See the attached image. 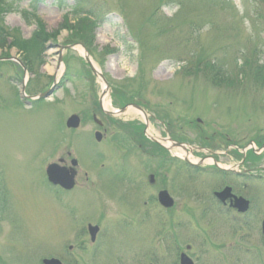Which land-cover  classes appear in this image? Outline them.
I'll use <instances>...</instances> for the list:
<instances>
[{
	"label": "rangeland",
	"instance_id": "rangeland-1",
	"mask_svg": "<svg viewBox=\"0 0 264 264\" xmlns=\"http://www.w3.org/2000/svg\"><path fill=\"white\" fill-rule=\"evenodd\" d=\"M0 6L10 32L0 48V182L7 181L10 197L4 210L0 198V264H41L54 254L75 264H179L187 245L195 264H264V179L191 175L173 158L160 167L156 146L139 133L132 140L134 133L121 124L143 125L145 119L133 112L117 124L105 121L96 105L102 83L80 53L65 50L59 63L61 45L73 36L89 37L93 61L111 89L127 85L139 94L143 103H137L158 109L167 121L157 120L150 133L184 136L195 158L216 151L220 163L232 167L243 157L226 150L231 141L243 148L264 135V0H65L64 7L57 0H0ZM74 11L88 13L97 24L78 31ZM67 14L72 25L64 21ZM39 18L47 36L42 46L21 51L10 44L19 37L14 30L30 39ZM62 74L64 82L49 99L30 105L21 99L24 75L26 92L36 94ZM93 112L105 121L100 143ZM73 113L82 119L77 130L66 127ZM121 130L119 137L131 148L125 156L111 136ZM196 146L201 150L194 151ZM151 148L156 156L150 158ZM61 158L68 165L73 158L79 162L74 192L46 181L47 165ZM120 161L129 174L119 173ZM138 162L151 164L157 187H168L175 198L173 209L149 203L152 216L143 217L148 199H129L120 183L133 181L130 167ZM203 165L209 168L212 161ZM244 169L264 175V153ZM226 185L251 201L248 213L216 202L213 193ZM88 223L103 231L98 245L86 234Z\"/></svg>",
	"mask_w": 264,
	"mask_h": 264
},
{
	"label": "flooded vegetation",
	"instance_id": "flooded-vegetation-1",
	"mask_svg": "<svg viewBox=\"0 0 264 264\" xmlns=\"http://www.w3.org/2000/svg\"><path fill=\"white\" fill-rule=\"evenodd\" d=\"M111 99H112V106H118L120 108L126 107V110L129 108L130 105H132V106H138V107L141 106L143 108L144 112H145V115L148 117V122L147 123H144L145 125H142V123H140L138 121L122 120L123 122L121 124H125V126H124L125 129H126L125 131L126 132H129L130 131V133H134V134H131L132 140H135L134 137H138L137 134L138 133L140 134V130L143 128V126H144V130H145L147 125H148L147 127L150 128L152 125H154L155 122H157V120L162 121L161 116H163V115H161V113L158 111V109H155L154 107H151V106L149 108L148 107L146 108L143 105H139L136 102L135 97L130 98V100L127 99V101H126V100H123L122 98H120L118 96H115V95H112L111 94ZM99 107H100V110L98 112H100L101 114H104L105 115L104 118H107V120H105V121H108V122L111 121L110 124H112V123L113 124L114 123H120V121L118 120V119H120V120L122 119V117L120 115L119 116L118 115H112V114H110V113H112L111 110L104 109L102 106H99ZM95 116L97 117V114L96 113H94V118H95ZM139 117H140L139 114H137L136 119L138 120ZM105 121L101 120L100 121L101 122L100 123V126H103L105 124ZM103 130L105 131V133L107 132L106 127L103 128ZM119 132L122 135V132H124V131L121 130ZM122 137H124V136H122ZM169 137L172 138L170 135H169ZM173 138L175 140L179 141V142H183V140L184 141L186 140V139H184L185 138L184 136L183 137H181V136L178 137V136L173 135ZM257 141L259 142L260 139L259 140L257 139ZM232 146L233 145H229L227 147L228 148V152H231V150H233L232 153L235 154V148L232 147ZM138 148L143 149L144 147H143V145H138ZM153 148H155V147H153ZM162 148L163 147L160 146L158 149L156 148V150L159 151L158 153H160L161 155L164 156L163 158H165V156L167 154H169V150L166 149V151L163 152V151H161ZM143 151L145 152L144 149H143ZM147 154L150 156V158L152 156L153 157L156 156L154 154V150L152 151V148H151V150H148ZM248 155L251 156V152H248L247 157H249ZM166 158H167V156H166ZM136 164H138V163H136ZM125 165H126V163H120L119 169L121 171L119 173L121 175H125V174H128L129 173V171L127 169H125ZM151 168L152 167H149V170ZM135 174L138 177H134L133 181H130L129 179L126 180V178L125 179H122V181L120 183V186H122L123 188L126 189L127 192H125V193L127 195H129V196H133V197L138 196V197H142L143 199H148V201L147 200H145V201L143 200L144 201L143 204H144V207L145 208H146V205H148L149 202H151L153 204L156 203V200H158V196H159V194H160L161 191H163V190H168L169 191L168 187H166V186L157 187V182L158 181H157V178L156 177H155V179H151L150 178V175H155L154 170H152L151 173L143 172V175L142 176H141L139 170L138 171H135ZM247 175L252 176L251 173L250 174L247 173ZM87 180H88V178H87ZM135 182H138V183H135ZM76 187H77V185H75V187L70 192H74L77 189ZM141 189L143 190L144 193H147V197L144 198L141 195V192H140ZM169 193H170V191H169ZM224 208H227L228 210H232L234 212H237L235 209H231V208H229L227 206H224ZM150 213H151L150 209L146 210L145 211V214H144V217L145 216L148 217L150 215ZM100 236H101V228H100V230H99V232H98V234L96 236L95 241H92V244H97L98 245V242L97 241L100 238ZM69 249L72 250L73 249V246H70ZM177 250H178V248H177ZM181 253H180V255H181ZM180 255H179V257H180ZM179 261H180V258H179ZM69 263H74V262H69Z\"/></svg>",
	"mask_w": 264,
	"mask_h": 264
},
{
	"label": "water",
	"instance_id": "water-1",
	"mask_svg": "<svg viewBox=\"0 0 264 264\" xmlns=\"http://www.w3.org/2000/svg\"><path fill=\"white\" fill-rule=\"evenodd\" d=\"M86 60L92 65V62L90 60L89 55H86ZM93 67V66H92ZM95 73H98L97 70H95L93 68ZM101 78L106 82L105 77L103 76V74L99 73ZM56 83L57 81L53 84V86L48 89L46 92L40 94V97H48L49 95H51L56 87ZM80 124V120L79 117L77 115H73L68 119L67 125L69 127H78ZM98 138H100V136L98 135ZM48 175H49V179L53 182H59L63 185L66 186H70L72 184V175L69 174L68 172H64L63 169H61L57 164H51L48 167ZM216 195L218 196V198L222 201H226L227 198L229 197H233V194L231 193V188L227 187L225 188L222 192L220 193H216ZM235 197V204L234 206L237 207L241 212H245L248 210L249 208V201L245 200L244 198L240 197ZM161 201L164 205L166 206H171L173 204V200L167 196L166 192H163L161 195ZM93 229V228H91ZM92 233V231H91ZM263 233H264V221H263ZM94 235V233H92ZM47 264H62L59 260L56 259H52V260H47L46 261ZM181 264H193V262L191 261V259L189 257H187L186 255H182V260H181Z\"/></svg>",
	"mask_w": 264,
	"mask_h": 264
},
{
	"label": "trees",
	"instance_id": "trees-1",
	"mask_svg": "<svg viewBox=\"0 0 264 264\" xmlns=\"http://www.w3.org/2000/svg\"><path fill=\"white\" fill-rule=\"evenodd\" d=\"M57 1L59 3L60 7H64L63 5L65 3V0H57ZM77 5H78V3H77ZM0 8H2V7L0 6ZM69 19H70L69 18V14H67V16L65 17L64 21L66 23H68L69 25H72V24L69 23ZM73 19L75 21V23H74L75 25H73V27L75 29H78V31L83 26H89L88 24H93V25L97 24L93 19H90V15L88 13H84L82 11H74ZM2 21H3V18H2V16H0V48H2L3 46L6 45L7 39L10 36V32H9L8 28L5 25H2ZM41 21L42 20H40V18H39L38 23L40 25V28H39L38 31H36L34 33V35L30 39L22 38L21 34L18 32V30H14L15 33H12V34H18L19 37H16V38L14 37L13 41L10 44L12 46H15V47L19 48L21 51H28V49L33 47V46H38V47L42 46L45 43V41H47V36L43 37V35L45 33L41 32V31H43L42 26L44 25L43 22H41ZM63 26H64V28L67 27L64 24H63ZM83 37L84 36H81V37L80 36H77V37L73 36V38L70 41H75V39H80V40H77V41L83 42L90 49L91 46L89 45L90 44L89 41H91V39L89 37H87L88 39L85 40V39H83ZM93 38L94 37L92 35V40H93ZM255 71L257 73H259L261 71V69H256ZM262 77H264V75H262Z\"/></svg>",
	"mask_w": 264,
	"mask_h": 264
},
{
	"label": "bare ground",
	"instance_id": "bare-ground-1",
	"mask_svg": "<svg viewBox=\"0 0 264 264\" xmlns=\"http://www.w3.org/2000/svg\"><path fill=\"white\" fill-rule=\"evenodd\" d=\"M78 50H79V52L81 53V54H85V50L82 48V47H78ZM94 63V62H93ZM94 65H95V67L97 68V69H99L98 68V66L94 63ZM62 68V67H61ZM104 101L106 102V103H109V99H108V97H105L104 98ZM132 111V113L133 112H135L134 110H131Z\"/></svg>",
	"mask_w": 264,
	"mask_h": 264
}]
</instances>
